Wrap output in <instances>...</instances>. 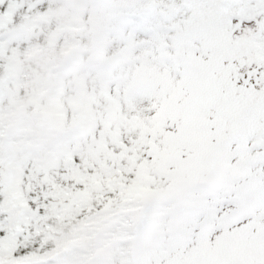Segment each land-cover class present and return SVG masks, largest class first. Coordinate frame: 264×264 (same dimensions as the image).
I'll return each mask as SVG.
<instances>
[{"label":"snow or ice","instance_id":"obj_1","mask_svg":"<svg viewBox=\"0 0 264 264\" xmlns=\"http://www.w3.org/2000/svg\"><path fill=\"white\" fill-rule=\"evenodd\" d=\"M0 264H264V0H0Z\"/></svg>","mask_w":264,"mask_h":264}]
</instances>
